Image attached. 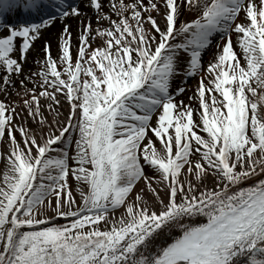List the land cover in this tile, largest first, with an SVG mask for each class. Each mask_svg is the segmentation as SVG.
<instances>
[{
    "label": "snow or ice",
    "instance_id": "6c2138e0",
    "mask_svg": "<svg viewBox=\"0 0 264 264\" xmlns=\"http://www.w3.org/2000/svg\"><path fill=\"white\" fill-rule=\"evenodd\" d=\"M0 264H264V0H0Z\"/></svg>",
    "mask_w": 264,
    "mask_h": 264
}]
</instances>
